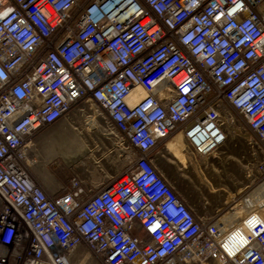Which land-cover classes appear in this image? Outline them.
<instances>
[{"label":"built area","instance_id":"1","mask_svg":"<svg viewBox=\"0 0 264 264\" xmlns=\"http://www.w3.org/2000/svg\"><path fill=\"white\" fill-rule=\"evenodd\" d=\"M82 103L124 169L50 195L27 138ZM228 109L264 143V0H0V264H264V179L200 213L157 161L179 132L217 152Z\"/></svg>","mask_w":264,"mask_h":264},{"label":"rangeland","instance_id":"2","mask_svg":"<svg viewBox=\"0 0 264 264\" xmlns=\"http://www.w3.org/2000/svg\"><path fill=\"white\" fill-rule=\"evenodd\" d=\"M228 111L229 115L226 118L227 141L213 155L207 158H191L190 153L192 151H189V146L183 137L185 147L183 160L179 154L173 156L165 149L164 145L160 146L161 168L170 181L200 213L215 212L216 209L226 206L239 193L243 191L246 193L264 179V143L248 128L245 120L237 112L231 111V109ZM230 119L234 120L235 124ZM77 123L82 128H86L84 116L80 117ZM233 125H236L238 129H234ZM92 136L97 137L94 133ZM108 145L112 146L111 140H108ZM88 147L89 144L82 139L79 143L65 145L64 149L66 155L72 153L74 156L80 150L85 151ZM101 148L100 145L98 149L101 150ZM101 152L98 156L101 155ZM87 156L91 155L71 157L69 161H67L66 156L68 164L60 165L68 173H73L75 170V172L89 174L95 184L106 181L124 169L125 160L118 151H115V154L110 157L109 164L104 165V170H101L90 159L86 162L81 159L82 161H77L78 165L74 166L76 165L75 158ZM177 159L180 160L176 162ZM58 160L63 162L61 158ZM185 163L187 168L183 169L182 165ZM72 259L75 264H104L85 245L72 255Z\"/></svg>","mask_w":264,"mask_h":264},{"label":"crops","instance_id":"3","mask_svg":"<svg viewBox=\"0 0 264 264\" xmlns=\"http://www.w3.org/2000/svg\"><path fill=\"white\" fill-rule=\"evenodd\" d=\"M83 116L85 117V129L77 123L78 119ZM92 133L97 137H93ZM82 139L92 148V151L88 153L91 156L75 158L76 165L74 166H77V161L81 159H84L85 162L90 159L101 170H104V165L109 164L110 157L115 154V151L120 152L122 155V146L116 141L115 133L101 118L96 117L85 103L74 107L65 119L44 127L27 138L30 175L50 195H60L71 189V178L74 173L66 172L60 164H68L64 149L65 145L79 143ZM108 140H111V147L108 145ZM183 144L182 136L176 134L166 143L165 149L173 156L179 154L182 157L181 160H183V157H185ZM100 145L102 152L98 149ZM99 152H101L100 156H98ZM58 158H61L63 162H59ZM160 160L161 156L158 160L159 165H161ZM178 160L180 159L175 161L178 162ZM182 166L183 169L187 168L186 163ZM76 173L82 175L87 184L94 183L89 174Z\"/></svg>","mask_w":264,"mask_h":264},{"label":"bare ground","instance_id":"4","mask_svg":"<svg viewBox=\"0 0 264 264\" xmlns=\"http://www.w3.org/2000/svg\"><path fill=\"white\" fill-rule=\"evenodd\" d=\"M143 97V94H136L132 99H131V102H137L138 100H140L141 98ZM87 106H88V108L90 109V110H92L93 112H94V114L96 115V117H99V118H101V116H100V114H99V112H98V109L96 108V106L93 104V103H88L87 104ZM73 110V109H72ZM71 110V111H72ZM71 113V112H70ZM69 113V114H70ZM227 114H226V118H227V115H229V111H227L226 112ZM68 114V115H69ZM67 115V116H68ZM230 115H232L231 113H230ZM66 116V117H67ZM92 119H94V118H92ZM102 119V118H101ZM103 120V119H102ZM231 120V119H230ZM94 121H95V119H94ZM233 121V122H232ZM231 122L233 123V124H235V121L234 120H231ZM234 126V129H238V127L236 126V125H233ZM111 130V129H110ZM113 131V130H112ZM178 134H180L183 138H184V140H185V137H184V134L182 133V132H179ZM115 139H116V141L122 146V157H124L125 156V158H126V156H128V154L125 152V147H124V144L116 137V135H115ZM171 139V138H170ZM169 139V140H170ZM168 140V141H169ZM167 141V142H168ZM185 142H186V140H185ZM69 147V146H68ZM92 151V148L91 147H88L85 151L84 150H80V152L79 153H77V154H74V156H72V153H67V161H69V159L71 158V157H81V156H84V155H86V154H88L89 152H91ZM215 153V152H214ZM213 153V154H214ZM213 154H211V155H213ZM209 157V156H208ZM125 158H123V159H125ZM204 158H207V157H204ZM159 160V154H158V157H157V161ZM159 162V161H158Z\"/></svg>","mask_w":264,"mask_h":264}]
</instances>
